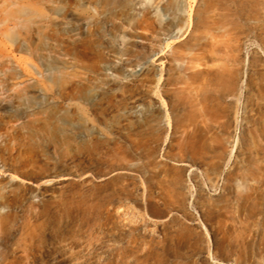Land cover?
Masks as SVG:
<instances>
[{
    "label": "rangeland",
    "instance_id": "rangeland-1",
    "mask_svg": "<svg viewBox=\"0 0 264 264\" xmlns=\"http://www.w3.org/2000/svg\"><path fill=\"white\" fill-rule=\"evenodd\" d=\"M0 264H264V0H0Z\"/></svg>",
    "mask_w": 264,
    "mask_h": 264
},
{
    "label": "water",
    "instance_id": "water-1",
    "mask_svg": "<svg viewBox=\"0 0 264 264\" xmlns=\"http://www.w3.org/2000/svg\"><path fill=\"white\" fill-rule=\"evenodd\" d=\"M155 14L160 22L165 19V15L161 12L160 9H156Z\"/></svg>",
    "mask_w": 264,
    "mask_h": 264
}]
</instances>
